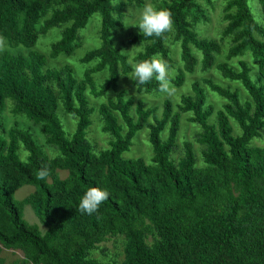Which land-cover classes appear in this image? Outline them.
<instances>
[{"label":"trees","instance_id":"16d2710c","mask_svg":"<svg viewBox=\"0 0 264 264\" xmlns=\"http://www.w3.org/2000/svg\"><path fill=\"white\" fill-rule=\"evenodd\" d=\"M145 1L0 0V37L7 47L0 54V246L23 255L11 264H264V145L253 144L264 139V0H257V19L250 0H225V57L248 52L254 62L251 67L239 60L237 68L217 61L219 46L198 36L196 26L207 19L202 0L159 3L157 9L172 14V31L130 37V45L142 44L134 61L158 57L171 68L167 44L179 43L182 67L174 79L170 76L174 85L181 86L185 73L196 66L214 68L223 80L238 84L232 88L211 77L192 80L191 93L180 96L177 109L165 99L160 114L126 90H116L120 75L131 66L115 47L112 31L123 27L124 7L140 8ZM203 1L213 5V0ZM96 14L100 45L80 60L95 64L81 77L68 65L48 68V57L74 52L80 31ZM62 26L48 57L35 49L42 34ZM21 48L24 52H16ZM104 71L107 77L98 85L94 74ZM132 84L138 93L159 92L154 78L137 88ZM206 88L221 101L219 107ZM7 101L14 116L39 129L55 156L45 153L31 128L6 127ZM58 111L76 119L71 134ZM95 113L110 137L108 148L98 151L86 138ZM181 113L197 128L192 141L179 142ZM144 128L149 130L150 160L124 158ZM42 168L49 175L40 180ZM59 171L67 176L61 179ZM26 185L34 191L16 202L14 192ZM90 187L107 190L109 198L96 213L82 214L79 203ZM25 205L33 209L43 233L23 219ZM117 236L124 237L120 260L92 257L94 251L103 252L101 243Z\"/></svg>","mask_w":264,"mask_h":264},{"label":"rangeland","instance_id":"374dc122","mask_svg":"<svg viewBox=\"0 0 264 264\" xmlns=\"http://www.w3.org/2000/svg\"><path fill=\"white\" fill-rule=\"evenodd\" d=\"M161 1L162 0H146L145 4H152L157 8V6L159 5ZM202 3H203L202 5L204 6L207 19L205 22L202 21L196 26V32L200 38L207 39L208 41H214L219 46L220 51L218 53H214L216 60L226 61L227 63H229L230 66L234 68H237L238 61L242 60V61H246L247 63H249V65L252 67V65H254V62L248 52H246V54L244 55L233 57L228 60L225 57V52L227 51L229 47L228 45L229 40L227 38H222V32L225 28V25L227 24V22H225L222 19L224 16L223 9L226 5L225 0H213L212 6H208L207 4L204 3L203 0H202ZM144 6L137 8L132 5L130 6L127 5L126 7H124L125 15H124L122 22L125 20H128L130 23L138 21L140 12L142 11ZM250 6H251V10L255 18L257 19L259 12H260V7H259L257 0H250ZM63 28L64 26L59 27V28H53L49 30L47 33L42 34L38 38V41L35 45V49L48 57L51 44L53 42H56L60 38ZM99 28H100V16L96 14L91 18L86 28L80 31L78 47L74 50V52L70 56L60 55L56 59H52L48 57L47 67L48 68H58V67L61 68L65 65H68L73 69L74 73L78 77H81L84 70L90 68L96 62V61H93L88 64H84L80 60L85 54V52L99 47L100 45ZM138 32H140L138 27L125 28V26L123 25L122 28L113 29L112 41L115 47L120 50V52L130 51L133 46H136V47L140 46V44L130 45L127 42L130 37H132L134 34H137ZM167 45L170 50V56L172 59L171 69L173 71L171 72L170 76H172V79H174L175 76L177 75V70L181 69L182 67V62L180 59V47H179V43H171V44L168 43ZM5 49H7V47L4 42L3 46L0 47V54ZM141 50H142V44L133 53L127 54V55L123 54L127 57V60L131 66V71L128 72V74L126 75H120L118 82H117L116 90L117 91H120L123 89L126 90L128 96L129 95L134 96L136 100L138 99L142 100L146 108H156L159 114H160L162 102L165 99H169L172 103L173 108L175 110L177 109L179 105V101H180V96L182 94L191 93L190 92L191 90L190 82L192 80L201 81V79L204 77H211V79H213L214 82L221 83L225 86H232V88H235L233 85H238L236 83L234 84L231 81L223 80L219 76L218 72L215 71L214 68H211L207 71H201L200 67L196 66L192 73H185V79L181 86L178 87L174 85L173 82H171V85L174 88V92L171 95L162 94L160 92L149 93V94L138 93L132 84V80L128 76L132 72V64L136 63V61H134V58L136 57L138 52H140ZM16 52L22 53L24 52V50L22 48L16 49ZM193 54L196 56L198 61H200V58H201L200 53H198L196 50L193 49ZM106 77H107L106 71L102 73L94 74V79L98 85L101 84ZM114 94H115V91H112V90L108 93L109 96H113ZM207 94L209 96V99L213 102V104L216 107H219L221 101L218 100L216 96H214L213 93H210L208 89H207ZM244 96H245V93L241 91V97L243 98ZM105 100H106V96L99 98L97 100L91 99V103L94 105H97ZM7 102L8 103L5 108V112H4V119H5L6 127H10L13 124H18L19 126L22 125V127L24 128L25 127L31 128L30 129L31 132L36 137L37 142L43 146V150L45 151V153L51 158L55 156L56 155L55 149H53L50 146L45 145L44 138L43 136L40 135L39 129L35 127L31 122L25 120L24 117L14 116L9 110L8 104L10 105V102L9 101ZM58 117H59L61 124L63 125L64 130L67 133L71 134L74 131L76 119L72 116L64 114L61 111H58ZM187 118H188V115L186 113H181L179 142L184 139H190L192 141L193 134L197 131V128H195L194 125H191L187 122ZM231 123L234 127L235 132H237V128L234 124L235 122L232 121ZM101 126H102V123L100 121V118L95 113L92 116V125L89 127L87 131L86 138L93 144L96 151L108 148V142L110 139V137L106 133L102 132ZM148 132L149 130L147 128H144L136 135V137L132 141V146L130 150L123 154L124 158L132 159V158L143 157L146 161L150 160V157L152 155V149H151V145L148 140ZM165 135H166V132L163 133V136ZM263 136H264V133H263ZM253 144L257 146H262L264 145V139H258V140L256 139L254 140ZM195 150H196L197 155L199 156V149H198L197 144H195ZM58 174L61 179H64L67 176L66 171H59ZM33 191H34V188L32 186H29V185L23 186L14 192V199L16 202H19L25 197H27L29 194H31ZM21 211H22L23 219L28 224L37 225L39 227V230L42 231V233L44 232L45 228L40 225L33 209L29 205L23 206ZM123 242H124L123 236H117V237L111 238L100 244V249L103 250V252L94 251L92 253V257L99 259V260H107L110 258H117L120 260L122 258ZM22 258H23V255L20 251L7 250L0 246V264H11L13 261L21 260Z\"/></svg>","mask_w":264,"mask_h":264},{"label":"clouds","instance_id":"9594fccd","mask_svg":"<svg viewBox=\"0 0 264 264\" xmlns=\"http://www.w3.org/2000/svg\"><path fill=\"white\" fill-rule=\"evenodd\" d=\"M125 28L138 27L140 33L148 38L161 37L172 31V14L166 9H157L152 4H145L139 15V20L130 23L128 20L121 22ZM4 38L0 37V47L3 46ZM141 46V44H140ZM140 46H133L130 51H122V54H131ZM131 63V61H130ZM173 70L161 58L152 57L132 64V72L128 76L138 85H147L153 78L158 82V91L162 94L171 95L174 88L171 85L170 75ZM49 175L47 168H42L37 173V179L43 180ZM109 198V192L98 187H90L82 196L79 203V211L82 214L92 215L96 213L100 205Z\"/></svg>","mask_w":264,"mask_h":264}]
</instances>
